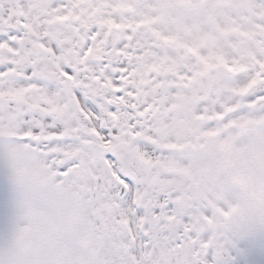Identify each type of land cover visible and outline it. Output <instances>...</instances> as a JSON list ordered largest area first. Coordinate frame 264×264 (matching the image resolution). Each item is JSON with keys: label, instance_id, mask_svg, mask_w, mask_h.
<instances>
[{"label": "snow or ice", "instance_id": "1", "mask_svg": "<svg viewBox=\"0 0 264 264\" xmlns=\"http://www.w3.org/2000/svg\"><path fill=\"white\" fill-rule=\"evenodd\" d=\"M0 264H264V0H0Z\"/></svg>", "mask_w": 264, "mask_h": 264}]
</instances>
